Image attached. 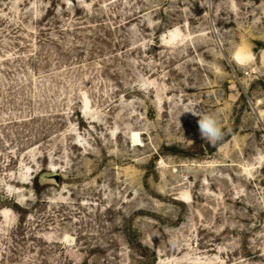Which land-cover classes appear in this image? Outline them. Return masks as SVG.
Segmentation results:
<instances>
[{
  "label": "rangeland",
  "instance_id": "obj_1",
  "mask_svg": "<svg viewBox=\"0 0 264 264\" xmlns=\"http://www.w3.org/2000/svg\"><path fill=\"white\" fill-rule=\"evenodd\" d=\"M0 264H264V0H0Z\"/></svg>",
  "mask_w": 264,
  "mask_h": 264
},
{
  "label": "clouds",
  "instance_id": "obj_2",
  "mask_svg": "<svg viewBox=\"0 0 264 264\" xmlns=\"http://www.w3.org/2000/svg\"><path fill=\"white\" fill-rule=\"evenodd\" d=\"M184 113H191L193 116L198 117V127L201 139L209 145L215 146L218 142L223 140L225 131L222 123L218 120L215 114L202 113L195 107L186 106L181 112L180 116Z\"/></svg>",
  "mask_w": 264,
  "mask_h": 264
}]
</instances>
